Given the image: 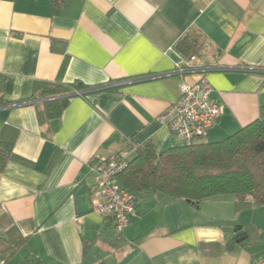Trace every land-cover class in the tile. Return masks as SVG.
I'll use <instances>...</instances> for the list:
<instances>
[{"label": "crops", "instance_id": "obj_1", "mask_svg": "<svg viewBox=\"0 0 264 264\" xmlns=\"http://www.w3.org/2000/svg\"><path fill=\"white\" fill-rule=\"evenodd\" d=\"M52 1L0 0V133L18 130L14 152L24 158L0 172V234L15 227L26 238L0 264H251L263 256L264 204L238 212L232 195L196 206L145 192L118 233L110 217L79 214L76 192H91L94 156L185 144L159 119L183 81L206 76L210 98L224 105L202 141L259 116L264 0H68L57 14ZM187 33L202 50L199 70L181 76L174 47ZM60 79L108 86L74 95L61 116L40 123L34 83Z\"/></svg>", "mask_w": 264, "mask_h": 264}, {"label": "trees", "instance_id": "obj_2", "mask_svg": "<svg viewBox=\"0 0 264 264\" xmlns=\"http://www.w3.org/2000/svg\"><path fill=\"white\" fill-rule=\"evenodd\" d=\"M68 0H53L52 12L59 13ZM59 40L53 41V49ZM177 54L186 60L198 56L202 45L187 33L175 45ZM65 60L61 72L65 69ZM0 74V105L4 103ZM104 85L87 86L80 81L64 83L36 81L32 99L42 100L38 119L44 123L61 116L75 90L104 89ZM18 130L5 126L0 133V172L10 160L24 161L14 152ZM123 186L139 198L142 193H161L172 199H185L198 206L204 199L221 195L234 197L235 211L264 204V107L259 116L229 136L217 141L198 140L190 144L158 150L152 143L142 144L129 158L120 174ZM26 238L17 228L0 234V256L6 261L24 244Z\"/></svg>", "mask_w": 264, "mask_h": 264}, {"label": "built area", "instance_id": "obj_3", "mask_svg": "<svg viewBox=\"0 0 264 264\" xmlns=\"http://www.w3.org/2000/svg\"><path fill=\"white\" fill-rule=\"evenodd\" d=\"M197 70L196 57L186 60L178 55L173 73L182 76ZM179 87L178 98L159 119L175 130L184 143L190 144L207 135L224 113V105L210 98L213 88L204 75L193 84L183 81ZM74 93L84 95L86 91L81 89ZM130 152L121 150L110 155L94 156L91 163L94 174V186L90 192L92 209L104 217H110L118 233H123L128 227L139 202L138 196L123 186L119 178L128 165ZM76 220L80 221V218ZM251 264H264V255Z\"/></svg>", "mask_w": 264, "mask_h": 264}, {"label": "water", "instance_id": "obj_4", "mask_svg": "<svg viewBox=\"0 0 264 264\" xmlns=\"http://www.w3.org/2000/svg\"><path fill=\"white\" fill-rule=\"evenodd\" d=\"M76 202L79 214H85L93 210L91 206V195L86 186H82L77 190Z\"/></svg>", "mask_w": 264, "mask_h": 264}]
</instances>
